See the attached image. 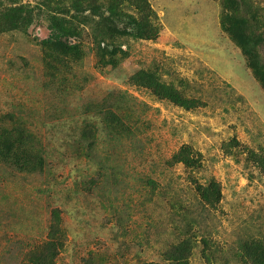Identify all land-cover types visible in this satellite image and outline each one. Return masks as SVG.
<instances>
[{
  "label": "rangeland",
  "instance_id": "obj_1",
  "mask_svg": "<svg viewBox=\"0 0 264 264\" xmlns=\"http://www.w3.org/2000/svg\"><path fill=\"white\" fill-rule=\"evenodd\" d=\"M149 1L156 39L126 21L95 41L91 10L85 22L57 13L79 0H0V264H51L49 240L54 264H175L169 252L184 241L191 264H255L264 169L249 150L264 155V0ZM21 6L23 18L6 14ZM53 14L70 27L57 50L45 41ZM139 71L199 105L135 83ZM184 145L197 166L174 161ZM212 181L213 204L196 190Z\"/></svg>",
  "mask_w": 264,
  "mask_h": 264
},
{
  "label": "trees",
  "instance_id": "obj_2",
  "mask_svg": "<svg viewBox=\"0 0 264 264\" xmlns=\"http://www.w3.org/2000/svg\"><path fill=\"white\" fill-rule=\"evenodd\" d=\"M96 1L95 3H90V0H79V2L75 5H72V7H69L67 4L59 5L62 6L60 11H57V13L64 14H71L73 19L77 17L78 15L81 17L82 22L86 21V12L91 10L90 15L97 16V24L101 27V31L98 33V35L95 37V41L98 37L105 38L104 33V26L107 24H112L116 26L117 22H129L131 25V29L133 30V34L136 37L141 38H148V39H156L159 34V28L156 26L154 22V18H156V11L152 7L149 0H107V4L109 5L106 7V4L104 5V0H91ZM100 2L101 4H98ZM239 5L238 0H224L225 7L228 8H234L235 6ZM135 9L138 14L134 15L130 13L129 8ZM59 8V7H58ZM65 9V11H63ZM7 12V11H5ZM4 12V13H5ZM26 12V8L16 7L13 9H9V11L6 13L7 15L13 13V15H18L16 17L23 18V14ZM55 13V12H54ZM250 17V16H249ZM13 20H16L15 17H13ZM54 18L51 23V29L54 30V32L51 34L52 37L48 40H45L46 42H49L50 45L53 46L55 50L59 49L61 46L60 39L65 37V42H68V34L67 33L70 29L69 26H66L65 23H68L67 20L64 18H61V16L54 15L52 16ZM227 21H231L233 19V16L229 13L225 15L224 17ZM247 19V18H246ZM251 21V19H250ZM248 22V21H247ZM57 32H56V31ZM245 30L248 31V28L246 26L245 22ZM102 42H104V39H102ZM77 42L72 44V46L68 45L66 48L69 50L72 49V47L77 46ZM60 46L59 48L55 47ZM71 48V49H70ZM134 82L137 84H141L144 86L151 87L156 94L163 98L170 99L174 103L186 107V108H194L199 105V102L196 99H189L184 96H182L178 89H176L174 86L165 84L164 82L159 81L156 79L152 74L144 71H139L134 75ZM249 156L252 160H255L263 169H264V155H261L253 150H249ZM175 162H183L189 166L195 167L199 163V159L197 156H194L193 149L188 146L184 145L179 150V152L174 156ZM196 190L200 194L202 198L209 201L210 203H216L219 202L222 196L221 193V187L220 184L216 181H212L209 184H197ZM54 217H55V223L56 225L59 223L60 215L57 211H54ZM54 228L55 224H54ZM52 240H49L47 243V255L44 258V260L50 261L51 264L53 263V257H54V251L55 246L53 243H51ZM185 241L180 243L174 250L170 251V259L175 261V264H191L189 262V259L186 257V254L184 253L187 250V247L185 245ZM51 251V252H50ZM250 254L253 256L255 264H264V247L261 246L259 248V253L256 252V250L251 249ZM45 256V255H44ZM147 264H159V263H147Z\"/></svg>",
  "mask_w": 264,
  "mask_h": 264
}]
</instances>
